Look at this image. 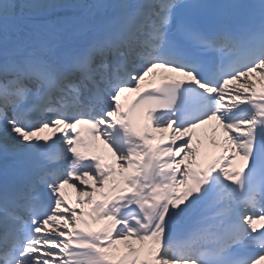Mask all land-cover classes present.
I'll list each match as a JSON object with an SVG mask.
<instances>
[{"label": "snow or ice", "instance_id": "6c2138e0", "mask_svg": "<svg viewBox=\"0 0 264 264\" xmlns=\"http://www.w3.org/2000/svg\"><path fill=\"white\" fill-rule=\"evenodd\" d=\"M0 264H264V0H0Z\"/></svg>", "mask_w": 264, "mask_h": 264}, {"label": "bare ground", "instance_id": "6f19581e", "mask_svg": "<svg viewBox=\"0 0 264 264\" xmlns=\"http://www.w3.org/2000/svg\"><path fill=\"white\" fill-rule=\"evenodd\" d=\"M132 96H133V94H129V95H128V99H129V101L131 100ZM122 103H127V102H126V101H122ZM211 128H212V124H209V125L207 126V131L210 133L209 136H211V139H212V135H213V134H212ZM203 131H204V130H203L202 128L196 130V132H197V137H198L199 139H201V137H202V132H203ZM157 135H159V133H157ZM203 141H204V140H203ZM204 142H205V141H204ZM151 143H156V141H151ZM101 153L104 154V155H107V154H108V153H107V149L104 148L103 145H102V147H101ZM238 163H241L240 159L238 160ZM66 196H67L66 199L69 200V203L71 204V206L76 207V206H74L75 204L72 203V202H73L77 197H76L74 194H72V193H68ZM92 226H93V228H98V227H99V225H92Z\"/></svg>", "mask_w": 264, "mask_h": 264}]
</instances>
